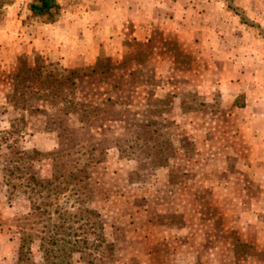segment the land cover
I'll list each match as a JSON object with an SVG mask.
<instances>
[{
    "label": "rangeland",
    "instance_id": "obj_1",
    "mask_svg": "<svg viewBox=\"0 0 264 264\" xmlns=\"http://www.w3.org/2000/svg\"><path fill=\"white\" fill-rule=\"evenodd\" d=\"M30 2L0 0V264H264V0Z\"/></svg>",
    "mask_w": 264,
    "mask_h": 264
},
{
    "label": "crops",
    "instance_id": "obj_2",
    "mask_svg": "<svg viewBox=\"0 0 264 264\" xmlns=\"http://www.w3.org/2000/svg\"><path fill=\"white\" fill-rule=\"evenodd\" d=\"M61 1H63V0H59L58 1V4L59 5H60V2ZM30 14H31V12H30ZM256 15H257V13L254 10L248 11L247 12V19H249V20H256L255 17L258 16V15L257 16ZM58 16H59V14L55 17V20L52 21V22L44 21L43 22L44 25L45 26H47V25L49 26V25L55 23ZM36 18H38V17H36ZM261 25L264 26V23H261ZM220 26H221V23L218 22L217 25L213 26L214 28H212V31L214 33H216V34H219L217 32V29ZM44 32L47 34V30L46 29L44 30ZM256 34H257L256 36H257V39H258L257 42L258 43H261V42L264 43V35H261V33L259 31H257ZM260 38H262V39H260ZM248 41L249 42H248V44L246 46V50H247V52H248L249 55H248V57L246 59V64H245L246 67H245V70H247V67H250L252 69V72L256 74V77L254 79H252V80L255 81V79H257L255 82L256 83L259 82L258 84H260V85H256L255 87H257V88L259 87L260 88V92L259 93L262 94V95H264V85H262V84H264V78H262V77H264V76H262V75H264V54H260L261 51H259V48H257L255 46V45H258L259 47L264 48V45L250 43V42H253V38L248 39ZM255 41L256 40H254V42ZM252 44H254V45H252ZM240 47H242V46H240ZM235 48H238V46H236ZM233 50L235 51L236 49H233ZM262 52H264V51H262ZM254 53H256V55H253ZM231 56H233V55H231ZM232 59H234V57ZM249 63L251 64V66H249ZM261 91H262V93H261ZM262 95H260V98L258 97V99L261 102H264V97H261ZM252 116H253V118L256 120V122L258 124H260L262 127H264V108H262V109L259 108L258 110L253 111ZM262 130H264V128H262ZM259 144H260V146H262V148H264V139H259ZM258 161L261 162V163H264V156H262V158L260 160L257 159V162ZM260 178L264 179V173H262L260 175ZM259 243H264V241H259ZM250 244L254 245L255 242L250 243Z\"/></svg>",
    "mask_w": 264,
    "mask_h": 264
},
{
    "label": "trees",
    "instance_id": "obj_3",
    "mask_svg": "<svg viewBox=\"0 0 264 264\" xmlns=\"http://www.w3.org/2000/svg\"><path fill=\"white\" fill-rule=\"evenodd\" d=\"M59 0H31L29 4V11L31 12L32 16L38 17L44 21L52 22L55 20V17L60 12V5L58 4ZM78 71H72L69 73V77ZM69 78H65V81ZM69 197L65 198V200L59 201L57 199H54L51 203H48L46 200L39 201V204L42 208H38L39 210H46L44 211V216H47L50 213V211H47L48 207H54L55 206V212L60 214V220L62 222H65L66 219L63 218L66 215V211L62 210L60 207L61 205L68 204ZM61 228L64 227V223H61ZM60 225L57 227L60 228ZM63 226V227H62ZM82 226V225H81Z\"/></svg>",
    "mask_w": 264,
    "mask_h": 264
}]
</instances>
